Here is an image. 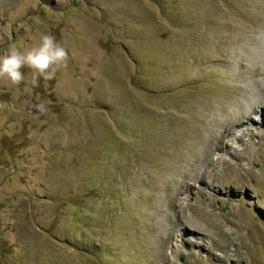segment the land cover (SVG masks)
<instances>
[{
	"label": "rangeland",
	"instance_id": "rangeland-1",
	"mask_svg": "<svg viewBox=\"0 0 264 264\" xmlns=\"http://www.w3.org/2000/svg\"><path fill=\"white\" fill-rule=\"evenodd\" d=\"M43 34L67 67L0 78V264H264V0H0V55Z\"/></svg>",
	"mask_w": 264,
	"mask_h": 264
},
{
	"label": "clouds",
	"instance_id": "clouds-1",
	"mask_svg": "<svg viewBox=\"0 0 264 264\" xmlns=\"http://www.w3.org/2000/svg\"><path fill=\"white\" fill-rule=\"evenodd\" d=\"M68 61L66 47L52 34H43L39 45L27 52L13 46L6 54L0 55V78L18 86L26 81L23 69L27 67L30 70V83L37 85L40 78L52 80L59 69L67 67ZM48 103L50 102L42 101L34 107L41 115H47L50 112Z\"/></svg>",
	"mask_w": 264,
	"mask_h": 264
},
{
	"label": "bare ground",
	"instance_id": "bare-ground-1",
	"mask_svg": "<svg viewBox=\"0 0 264 264\" xmlns=\"http://www.w3.org/2000/svg\"><path fill=\"white\" fill-rule=\"evenodd\" d=\"M245 131H246V130H245ZM248 132H249V131H248ZM244 134H245V132H243L241 136H243Z\"/></svg>",
	"mask_w": 264,
	"mask_h": 264
}]
</instances>
